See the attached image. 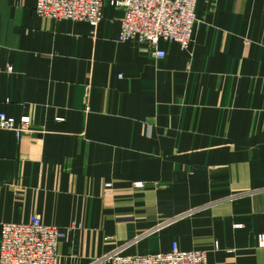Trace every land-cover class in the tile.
Segmentation results:
<instances>
[{
    "label": "crops",
    "instance_id": "0c3cea01",
    "mask_svg": "<svg viewBox=\"0 0 264 264\" xmlns=\"http://www.w3.org/2000/svg\"><path fill=\"white\" fill-rule=\"evenodd\" d=\"M36 5L0 0V113L31 120L0 129V236L38 214L66 231L56 264L174 241L264 264V0H197L191 49L164 58L119 42L108 3L96 29Z\"/></svg>",
    "mask_w": 264,
    "mask_h": 264
},
{
    "label": "built area",
    "instance_id": "2783aa9c",
    "mask_svg": "<svg viewBox=\"0 0 264 264\" xmlns=\"http://www.w3.org/2000/svg\"><path fill=\"white\" fill-rule=\"evenodd\" d=\"M106 3L124 12L119 42L145 44L156 58L166 56L161 42L177 43L184 51L191 49L198 22L197 0H37L36 12L55 20L86 22L96 29L104 19ZM30 127L29 117L17 120L0 113V129L15 132L17 138ZM66 236L65 230L44 223L38 214L28 222L5 223L1 227L0 264H56L58 246ZM260 243L264 245L263 235ZM207 254L208 250H181L174 241L169 252L128 254L121 248L103 260L109 264H207Z\"/></svg>",
    "mask_w": 264,
    "mask_h": 264
}]
</instances>
